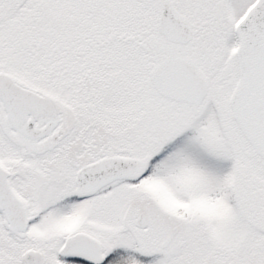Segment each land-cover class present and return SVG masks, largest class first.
Masks as SVG:
<instances>
[{"label":"snow or ice","instance_id":"1","mask_svg":"<svg viewBox=\"0 0 264 264\" xmlns=\"http://www.w3.org/2000/svg\"><path fill=\"white\" fill-rule=\"evenodd\" d=\"M0 264H264V0H0Z\"/></svg>","mask_w":264,"mask_h":264}]
</instances>
